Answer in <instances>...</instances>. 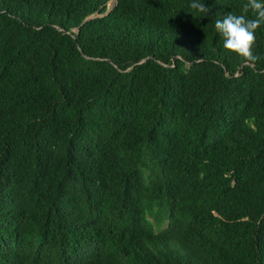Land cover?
<instances>
[{"label": "trees", "instance_id": "1", "mask_svg": "<svg viewBox=\"0 0 264 264\" xmlns=\"http://www.w3.org/2000/svg\"><path fill=\"white\" fill-rule=\"evenodd\" d=\"M190 2L0 0V264H264V29Z\"/></svg>", "mask_w": 264, "mask_h": 264}, {"label": "clouds", "instance_id": "2", "mask_svg": "<svg viewBox=\"0 0 264 264\" xmlns=\"http://www.w3.org/2000/svg\"><path fill=\"white\" fill-rule=\"evenodd\" d=\"M190 8L208 16L210 9L204 0H191ZM215 31L223 39V48L237 54L246 61L255 62L256 33L264 29V0H246L242 14L227 12L214 21Z\"/></svg>", "mask_w": 264, "mask_h": 264}, {"label": "water", "instance_id": "3", "mask_svg": "<svg viewBox=\"0 0 264 264\" xmlns=\"http://www.w3.org/2000/svg\"><path fill=\"white\" fill-rule=\"evenodd\" d=\"M115 3H116V2H113V3H112V7L114 6Z\"/></svg>", "mask_w": 264, "mask_h": 264}, {"label": "rangeland", "instance_id": "4", "mask_svg": "<svg viewBox=\"0 0 264 264\" xmlns=\"http://www.w3.org/2000/svg\"><path fill=\"white\" fill-rule=\"evenodd\" d=\"M110 5H112V4L110 3Z\"/></svg>", "mask_w": 264, "mask_h": 264}]
</instances>
